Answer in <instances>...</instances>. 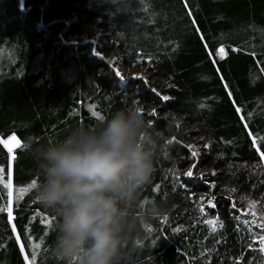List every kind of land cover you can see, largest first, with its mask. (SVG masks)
<instances>
[{
    "label": "trees",
    "instance_id": "1",
    "mask_svg": "<svg viewBox=\"0 0 264 264\" xmlns=\"http://www.w3.org/2000/svg\"><path fill=\"white\" fill-rule=\"evenodd\" d=\"M89 24L101 34L94 46ZM129 105L160 133L140 192L160 210L138 217L127 264H264V0H0V140L20 141L11 154L0 144V264L33 254L34 264H62L49 252L54 215L29 187L40 176L25 137L62 138L99 121L93 112ZM165 112L182 123L166 127ZM193 162L209 171L184 175Z\"/></svg>",
    "mask_w": 264,
    "mask_h": 264
},
{
    "label": "clouds",
    "instance_id": "2",
    "mask_svg": "<svg viewBox=\"0 0 264 264\" xmlns=\"http://www.w3.org/2000/svg\"><path fill=\"white\" fill-rule=\"evenodd\" d=\"M159 118L166 127L183 120L168 112ZM23 147L34 152L40 176L33 195L55 217L51 256L62 264H127L138 217L160 210L140 196L160 151V133L144 112L117 108L62 138L34 146L27 136Z\"/></svg>",
    "mask_w": 264,
    "mask_h": 264
},
{
    "label": "rangeland",
    "instance_id": "3",
    "mask_svg": "<svg viewBox=\"0 0 264 264\" xmlns=\"http://www.w3.org/2000/svg\"><path fill=\"white\" fill-rule=\"evenodd\" d=\"M44 6V4H42ZM57 18L59 19H62V20H65L66 22H71V21H74L73 17H71L68 13L66 12H59L57 11L56 12V15H55V20H57ZM85 29H89L91 32H92V35L90 36L92 38V40L94 42H96L97 44L98 43H101L100 42V32L98 31L97 29V26L95 24H89V25H86L84 26ZM115 68L118 72H121L123 73L124 75H130V76H136V75H142V77L146 78L147 74L144 73V68L143 67H124L122 65H120L119 62L115 63ZM165 97V96H164ZM12 137V136H10ZM17 139V138H16ZM4 140H8L9 141V144L12 146V150L14 147H16L17 144H15L14 141L10 140L9 138L7 139H4ZM2 140V141H4ZM18 140V139H17ZM5 146V145H4ZM192 147L194 148L195 152L198 153V150L196 149V146H194L192 144ZM7 150L8 148L5 147ZM9 152V150H8ZM10 154L12 153L9 152ZM191 170L192 172V175H188L190 178H201L199 176H201V174H203L204 172L207 173V171H209V168H205V167H200L198 162H193L189 167H187L186 169H184L183 173L184 175H186V173ZM187 176V175H186ZM209 187H213V183H207ZM210 201L207 199L206 200V203L208 204Z\"/></svg>",
    "mask_w": 264,
    "mask_h": 264
},
{
    "label": "snow or ice",
    "instance_id": "4",
    "mask_svg": "<svg viewBox=\"0 0 264 264\" xmlns=\"http://www.w3.org/2000/svg\"><path fill=\"white\" fill-rule=\"evenodd\" d=\"M185 7H187V0H185ZM189 15H191V12H189ZM193 23H195V20H193ZM202 38H203V37H202ZM219 52L221 53V59H223V57H224L225 55H227V53L225 52V47H224L223 44L220 46V48H219ZM117 74L119 75V73H117ZM163 99H164V100H168V97L165 96V97H163ZM203 106H204V105H201V107H203ZM236 111H237V112H240L241 109H240L239 107H237V108H236ZM93 115L99 117L100 119H103V117L100 116V113H98V112H93ZM249 115H251V114H249ZM245 127H248V125L245 124ZM249 135H252V133L249 132ZM9 139L12 140V141H14L15 144H17V145L20 144V141L17 140L15 136L9 137ZM260 139L264 140V137H261ZM256 142H257L256 138L253 137V144H256ZM2 143L5 145V147L8 148L9 152L12 151V146L9 144V141H8V140H4V141H2ZM205 147H207V145H205ZM257 150H259V149H257ZM192 154H193V156L197 155L196 152H193ZM261 155H264V153H261ZM186 175H189V176L192 175L191 170H189V171L186 173ZM8 177H9V185H8V186H9V188H10V187H11V177H12L11 164H9V167H8ZM36 183H37V182H36L35 180H33L32 183L29 185V187H34V186L36 185ZM21 191H26V189H21ZM11 196H12V193H11V191H9V193H8V198H9L8 217H9V220L12 219ZM250 203H251L252 205H255L256 202H255V201H251ZM2 210H3V209L0 208V211H2ZM253 214L255 215V213H253ZM261 216L264 217V212H261ZM53 219H55V217H53ZM255 222H256V221L254 220L253 223H255ZM42 223H44V224H49L50 221H48V220H44V221H42ZM259 226H260L261 228H264V223H261ZM259 239H260V242H261V245H262V249H261V250L264 251V236H260ZM25 260H28V257H27V256L25 257ZM35 260H36V257H35V255L33 254V255H32V258H31V261L29 262V264H34Z\"/></svg>",
    "mask_w": 264,
    "mask_h": 264
},
{
    "label": "bare ground",
    "instance_id": "5",
    "mask_svg": "<svg viewBox=\"0 0 264 264\" xmlns=\"http://www.w3.org/2000/svg\"><path fill=\"white\" fill-rule=\"evenodd\" d=\"M57 19H59V18H57ZM59 20H60V19H59ZM88 41L91 42V44H92L93 46L97 44L96 42H94V41L92 40V38H89ZM139 76H142V75L140 74ZM204 174H206V173L204 172V173L201 174V176H199V177L204 176Z\"/></svg>",
    "mask_w": 264,
    "mask_h": 264
},
{
    "label": "water",
    "instance_id": "6",
    "mask_svg": "<svg viewBox=\"0 0 264 264\" xmlns=\"http://www.w3.org/2000/svg\"><path fill=\"white\" fill-rule=\"evenodd\" d=\"M0 144H2L4 146V144L2 143V141L0 140Z\"/></svg>",
    "mask_w": 264,
    "mask_h": 264
}]
</instances>
